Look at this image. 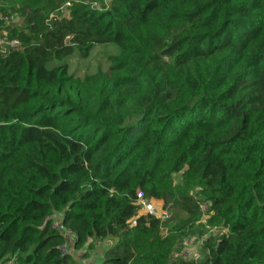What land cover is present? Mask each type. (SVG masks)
Here are the masks:
<instances>
[{
	"label": "trees",
	"instance_id": "1",
	"mask_svg": "<svg viewBox=\"0 0 264 264\" xmlns=\"http://www.w3.org/2000/svg\"><path fill=\"white\" fill-rule=\"evenodd\" d=\"M0 3L20 16L0 21V259L85 264L113 238L91 264H264V0ZM107 43V70L69 73Z\"/></svg>",
	"mask_w": 264,
	"mask_h": 264
},
{
	"label": "rangeland",
	"instance_id": "2",
	"mask_svg": "<svg viewBox=\"0 0 264 264\" xmlns=\"http://www.w3.org/2000/svg\"><path fill=\"white\" fill-rule=\"evenodd\" d=\"M13 23H16L20 20V16L13 13ZM118 54V47L113 43L107 44H95L90 51V54L86 58H81L77 53L73 56H70L66 60H64L68 65L69 73L74 74L75 76L83 77L86 74H90L96 72L97 70H107L110 64L109 57ZM159 207V206H157ZM208 232H212L213 234H221L224 232L222 228H212ZM207 234H205L204 240L206 239ZM203 241H199V243H194L192 245V256L191 258H195V254L197 252H201V243ZM112 242L104 241L106 245L112 244ZM94 248L87 251L86 248L82 247L77 250L73 255H76L80 259L84 260L85 264H91L93 262H99L102 259L103 249L100 247L102 243L99 242L94 244ZM73 252V251H72ZM89 258V259H88ZM190 258V259H191ZM86 260V262H85Z\"/></svg>",
	"mask_w": 264,
	"mask_h": 264
},
{
	"label": "built area",
	"instance_id": "3",
	"mask_svg": "<svg viewBox=\"0 0 264 264\" xmlns=\"http://www.w3.org/2000/svg\"><path fill=\"white\" fill-rule=\"evenodd\" d=\"M69 6L70 3L66 2L58 10L61 13H67V8ZM0 21H2L4 25L8 24L13 21V15H10L8 13H2L0 11ZM3 43L17 44L18 42L16 40L7 41L5 39L0 38V52H2ZM136 195H137V203L139 204L141 213L153 214L156 217H158L161 222H164V220L171 218V213L169 211L165 210L163 207H157L154 204V200L146 197L141 190H138ZM209 205H210V201L208 200L201 201L199 203V208L202 211V213H204V215L208 213ZM52 227L61 230L63 234L67 237L73 235L71 231H69L63 226L61 220L59 219V216L54 217V220L52 222ZM161 229L165 232L167 228L163 226ZM192 241L193 240L189 238L182 240L179 244V248L171 253V258L172 259L181 258L186 260L190 259L192 256V248H191ZM59 249L61 251V254L63 255L69 253V247L66 244L59 246ZM0 264H17V263L13 257H10V258L0 259Z\"/></svg>",
	"mask_w": 264,
	"mask_h": 264
},
{
	"label": "crops",
	"instance_id": "4",
	"mask_svg": "<svg viewBox=\"0 0 264 264\" xmlns=\"http://www.w3.org/2000/svg\"><path fill=\"white\" fill-rule=\"evenodd\" d=\"M154 204L156 205V206H159V207H162V201H160V200H155L154 201ZM204 237H205V235H203V236H199L198 234H196L195 236H194V239H196V240H193L192 241V244H191V247H192V245L194 244V243H199V241H203L204 240ZM114 239L113 238H107L106 240H104V241H107V243L108 242H112ZM104 241H102V242H99L100 244L102 243V246L100 247V249L102 250L103 249V252H104V250H105V248L106 247H108V245H106V243H104ZM200 254H199V252H197L196 254H195V256L196 257H198ZM195 257V258H196ZM89 259V258H88ZM81 261L82 262H84V260L83 259H81ZM85 262H86V260H85Z\"/></svg>",
	"mask_w": 264,
	"mask_h": 264
},
{
	"label": "water",
	"instance_id": "5",
	"mask_svg": "<svg viewBox=\"0 0 264 264\" xmlns=\"http://www.w3.org/2000/svg\"><path fill=\"white\" fill-rule=\"evenodd\" d=\"M54 18H56V17H54ZM12 46H14V44H12V43H3L2 44V54L3 55H5V54H7L8 52H9V49L12 47Z\"/></svg>",
	"mask_w": 264,
	"mask_h": 264
}]
</instances>
